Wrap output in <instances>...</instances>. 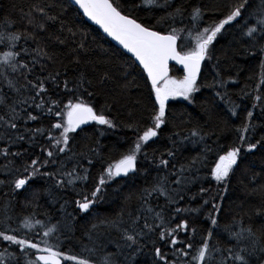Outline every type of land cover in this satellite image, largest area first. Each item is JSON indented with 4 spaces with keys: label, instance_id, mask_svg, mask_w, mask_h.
I'll return each instance as SVG.
<instances>
[{
    "label": "snow or ice",
    "instance_id": "obj_1",
    "mask_svg": "<svg viewBox=\"0 0 264 264\" xmlns=\"http://www.w3.org/2000/svg\"><path fill=\"white\" fill-rule=\"evenodd\" d=\"M21 12L24 29L17 32L14 24L9 26L5 21L4 30H0V196L4 197L0 198V264H139L138 257L149 247L153 264H264V239L251 227L236 230L233 224L223 230L235 245L243 242L238 251L223 249L214 239L224 196L216 193L203 199L210 190L203 187L199 173L216 150L215 132L191 126L189 117L184 140L203 142V147L196 157L179 166L175 137L180 133L173 134V148L165 153L149 155L146 150L169 123L170 101L193 104L196 94L207 87L213 93L210 103L231 102L230 89L238 81L222 67L230 63L228 53L223 60L215 56L216 44L225 33L233 35L229 50L241 45L243 52L260 61V80L254 90L259 93L254 96L259 104L253 103L252 109L259 106L264 116V0H232L222 17L211 23L205 20L207 10L202 0H39ZM71 12L99 25L122 52L109 54L103 49V55L98 54L100 62L94 64L89 58L87 34L75 28ZM141 12L152 15L142 19ZM69 44L72 58L63 64L59 52ZM176 65L181 77L171 74ZM69 66H75L71 73ZM203 67L209 69L211 83L204 82ZM137 76L144 80L150 105L143 127L141 122L129 120L136 139L118 158L105 161L93 178L91 169L103 159L100 144L93 138L86 151L81 150L77 136L85 131L82 126L90 123L104 126L100 136L118 124L111 115V105L98 108L85 97L95 94V86L111 85L109 94L116 92L125 98ZM140 103L138 100L137 106ZM230 111L232 116L238 115ZM254 119V111L248 110L242 127L236 130L239 144L220 148L222 154L217 153L209 169L211 181L225 195L243 161L242 153L264 148V136L255 138ZM32 122L38 126L33 127ZM138 160L145 164H138ZM141 169L145 185L129 188L120 209L111 217L98 218L87 230V256L66 254L64 248L72 243L78 222L107 200L109 189L115 187L119 195L125 187L121 180H134ZM150 171L157 175L148 183ZM36 180H43L44 186L32 189ZM89 184L88 192L76 193L79 199L66 198ZM195 184L200 185L201 207H182V202L197 199L187 195ZM30 189L26 206L38 207V198L46 197L51 212L15 211L7 198ZM205 211V222L211 227L206 234H198L192 226L197 221H190L184 213L203 215ZM257 215L264 217V208Z\"/></svg>",
    "mask_w": 264,
    "mask_h": 264
},
{
    "label": "trees",
    "instance_id": "obj_2",
    "mask_svg": "<svg viewBox=\"0 0 264 264\" xmlns=\"http://www.w3.org/2000/svg\"><path fill=\"white\" fill-rule=\"evenodd\" d=\"M34 2H39V0H0V30H4L3 26L5 21L9 23V26L14 24L17 32L24 29L26 21L23 18L21 9L26 12ZM120 2L123 3V0H120ZM202 2L207 10L205 20L207 23H211L213 20L222 17L232 0H202ZM139 15L142 19H149L152 14L141 12ZM69 18L72 20L76 29L87 34V44L90 49L89 58L94 64L100 62L98 54L103 55V49H107L109 54L122 52L108 41L96 27L88 24L82 15L71 12L69 13ZM232 31L230 30V32ZM232 39L233 35L225 33L219 39V43L216 44L215 48V56L221 60L225 58V53H228L230 63L222 65V67L229 69L233 77L238 81L230 89L232 93L231 102L225 103L217 101L210 103L209 101L213 93L207 87L202 88L201 92L196 94V99L193 104H188V102L182 100L170 101L171 117L169 123L163 129L161 136L156 142H150L146 150L149 155L155 152L159 156L161 153H165L168 149L173 148V134L180 133V136L175 137V162L179 166L196 157L198 151L203 147V142L193 144L189 140H184V136L188 135V128L190 127L188 124L189 117H192L191 126H200L205 131L215 132L216 135L213 137V140L216 141V150L214 153L209 154L206 165L203 166V170L199 173L203 187L210 190V194L205 193L203 199H211V195H215L216 193L224 196L220 226L214 234V239L219 241V247L223 249L234 248V250L238 251L239 247L243 246V242L237 246L224 236L223 230L229 225L235 224L236 230H239L240 226L251 227L257 235L264 239V217L257 215V212L261 208H264V148H258L251 153L246 151L242 153L243 161L231 177L226 195L222 188L217 186L214 181H211L209 169L214 166L215 159L218 158L217 153L222 154L219 151L220 148L239 144L236 130L242 127L248 110L254 111L255 119L253 122L257 125L255 131L256 139L264 136V116L260 115L261 109L259 106L256 109H252L253 103L259 104V102L254 100V96L259 93L254 90L257 88L260 80V61L243 52V46L241 45H237L232 50H229L228 46ZM192 40L193 42L195 40L194 34ZM49 45L52 47V42H49ZM4 50L6 51L8 49L5 48ZM59 55L63 64H68L72 58L71 44H69L68 48L59 52ZM205 63L207 64V62ZM56 66L59 67L60 64L58 63ZM74 67L69 66L70 73L74 70ZM81 67L83 68L85 65L82 64ZM171 74L176 77L182 76L177 66L172 68ZM202 77L206 84L211 83V76L209 75V69L207 67L202 68ZM93 83L95 86V80ZM110 87L111 85L104 88L95 86V94L92 97H85V99H90L98 108L106 104L111 105V115L115 118L118 127L105 131L103 136L99 135V130H103L104 126H98L94 123L82 126L85 129L84 132H79L78 130L79 135L77 139L81 150L86 151V146L93 143V138L100 144L98 151H100L103 159L97 162L95 167L91 169L93 178L98 176L101 171V165L105 161L111 158H118L120 153L128 150L132 141L136 139L135 131L128 127L129 120L141 122V127H143L142 121L146 118L147 110L150 108V105L146 101L148 90L145 87L144 80L139 76L136 77V83L130 87L125 98H119L116 92L109 94L108 89ZM244 92H248L251 95H244ZM138 100L141 102L139 106L136 104ZM235 105H239V107H234ZM230 109L236 111L238 115L232 116ZM130 112L132 113L131 117L129 116ZM32 126L36 127L38 125L36 122H32ZM84 137H87V139H84ZM2 162V158H0V163ZM138 164L143 165L145 161L138 160ZM156 175L157 173L155 171H150L147 175V182L151 183ZM205 177H207V182H204ZM44 184L45 182L43 180H36L32 184V189H40ZM121 184L125 185V187L119 195L116 194L115 187L109 189L106 194L107 200L98 203L90 216L78 222L72 243L66 244L64 248L66 254H77L82 258L87 256V253L84 252V247L88 244L87 230L92 224L97 222L98 218L102 219L113 216L120 209L123 203V196L127 194L129 188L134 186V190L145 185L143 169H141V174L134 180H121ZM199 187V184L191 186V191L187 195H196L197 199L182 202V207L191 209L201 207L202 198L199 195ZM90 188L91 184H89L88 188L78 187L74 192H70L66 198L69 201L79 199L76 193L81 191L88 192ZM32 189L23 195L7 198L11 200L15 211L20 214H25L32 210H36L41 214L51 212L52 208L46 202V197L38 198V207L36 204H33L31 208L26 206L27 202L25 197L30 196ZM3 191H7V189H3ZM0 198L4 197L0 196ZM161 203H163L162 200ZM218 203L221 202L218 201ZM69 211H71V208ZM184 216L190 221H197L192 226L197 228L198 234H206L207 230L211 227L210 222H205L208 217L207 211L203 215L185 212ZM197 239H199V235ZM156 243L159 246V242L157 241ZM2 247L0 245V248ZM109 250H111V246H109ZM138 262L139 264H153L152 250L150 247L144 249V253L138 257ZM66 264H73V262L68 261Z\"/></svg>",
    "mask_w": 264,
    "mask_h": 264
},
{
    "label": "water",
    "instance_id": "obj_3",
    "mask_svg": "<svg viewBox=\"0 0 264 264\" xmlns=\"http://www.w3.org/2000/svg\"><path fill=\"white\" fill-rule=\"evenodd\" d=\"M83 18L88 24L93 25L94 27H96L105 38H107L112 44H114L116 47H118L122 51L120 46L115 41H113L111 39V37H108L107 34L103 33V30L99 27V25H96L94 22L88 20L87 17H83ZM128 55H130V54H128Z\"/></svg>",
    "mask_w": 264,
    "mask_h": 264
}]
</instances>
